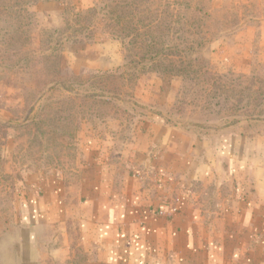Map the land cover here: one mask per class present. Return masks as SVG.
I'll return each instance as SVG.
<instances>
[{
	"label": "rangeland",
	"instance_id": "obj_1",
	"mask_svg": "<svg viewBox=\"0 0 264 264\" xmlns=\"http://www.w3.org/2000/svg\"><path fill=\"white\" fill-rule=\"evenodd\" d=\"M152 123L264 137V0H0V264H107L40 185L130 170Z\"/></svg>",
	"mask_w": 264,
	"mask_h": 264
},
{
	"label": "crops",
	"instance_id": "obj_2",
	"mask_svg": "<svg viewBox=\"0 0 264 264\" xmlns=\"http://www.w3.org/2000/svg\"><path fill=\"white\" fill-rule=\"evenodd\" d=\"M136 148L126 172L42 183L38 220L57 226L74 209L81 244L107 264H264V137L152 123Z\"/></svg>",
	"mask_w": 264,
	"mask_h": 264
}]
</instances>
